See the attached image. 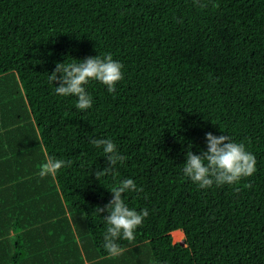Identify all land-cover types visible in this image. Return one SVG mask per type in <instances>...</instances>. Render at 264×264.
<instances>
[{
  "label": "trees",
  "instance_id": "obj_1",
  "mask_svg": "<svg viewBox=\"0 0 264 264\" xmlns=\"http://www.w3.org/2000/svg\"><path fill=\"white\" fill-rule=\"evenodd\" d=\"M106 53L123 64L114 94L90 80L87 110L56 94L57 62ZM0 86V109L9 98L12 109L0 119V184L12 182L7 206L18 218L30 220L24 209L34 198L39 220L50 205L54 214L68 209L80 235L110 256L109 213L98 207L131 178L143 191L124 201L149 215L134 241H117L128 255L149 245L154 264H264V0H0ZM207 132L244 143L256 172L207 189L185 177L186 153L206 151ZM93 138L111 139L127 157L98 179L108 161ZM45 152L72 164L41 178ZM18 220L19 254L27 246ZM58 224L72 229L67 216Z\"/></svg>",
  "mask_w": 264,
  "mask_h": 264
},
{
  "label": "clouds",
  "instance_id": "obj_2",
  "mask_svg": "<svg viewBox=\"0 0 264 264\" xmlns=\"http://www.w3.org/2000/svg\"><path fill=\"white\" fill-rule=\"evenodd\" d=\"M201 7L205 5L201 4ZM79 63L57 62L54 70L49 74L51 82L58 81L55 92L59 96H75L77 102L75 107L79 110H87L92 107V97L86 91L84 85L90 80L99 81L107 86V91L114 94L116 85L123 79V64L113 59L111 53L86 57ZM59 74V75H58ZM207 150L200 154L192 151L186 153V162L182 169L185 177L189 178L200 189H207L216 185L217 187L235 185L242 178L252 176L256 172L255 156L246 150L244 143L230 140L228 135L216 136L211 132L205 134ZM42 141V138H40ZM90 142L96 148H102L108 166L102 171L96 172L97 179L112 171L115 166L123 164L127 157L120 154L115 143L109 138H93ZM45 162L38 170L41 178L55 176L63 168L71 166L72 161L56 159L45 152ZM245 187H251L246 184ZM112 199L98 211L107 210L108 215L104 220L108 225L104 234V249L112 257L122 255L124 249L117 243L124 239L129 242L135 240V230L142 225L144 219L149 215L148 210L139 211L130 209L124 201L122 194L128 192H142V187H137L131 178L120 181L118 186L110 189ZM239 191V188L235 189Z\"/></svg>",
  "mask_w": 264,
  "mask_h": 264
},
{
  "label": "crops",
  "instance_id": "obj_3",
  "mask_svg": "<svg viewBox=\"0 0 264 264\" xmlns=\"http://www.w3.org/2000/svg\"><path fill=\"white\" fill-rule=\"evenodd\" d=\"M3 92H5L4 88L0 86V98L3 96ZM8 101L9 103L5 102L6 104L0 109L2 112L0 113L1 121L3 117L10 116L12 113L11 98ZM10 123L12 124V121ZM7 129L9 128L4 130ZM1 162L2 160H0V164ZM11 162L12 156H9V163ZM10 185L12 182L0 184V264H131L130 255L127 252L129 250H124L123 254L117 257L99 256L91 240L80 235V231L72 218V213L68 209L61 214H54V206L49 204L48 209L46 207L42 209L46 213L44 216L46 218L39 220L41 214L37 213L41 212L42 204L38 202L37 198H34L28 201L29 207L24 209V212L30 216V220H26L23 216L18 218L19 212L15 208L12 209V206H7L12 205V201L8 202L9 192L6 190V187ZM45 193L47 192L42 191L38 195L44 197ZM10 195L13 194L10 193ZM22 197L23 195L20 194L18 198L23 200ZM64 216L69 218L72 229L66 230L64 224L59 226L58 221ZM18 219L21 220L22 225H25V228H21L20 232L26 239L27 246L26 251H21L19 254L16 251L13 252L14 247L11 245L12 239L17 236L14 222L19 221ZM6 221L9 222V234L4 233ZM55 225L59 227L56 234L53 235L51 233L52 230H55ZM50 227L52 230L49 229ZM58 232L61 234L60 237L57 236ZM65 234L69 237L67 243L63 244ZM7 240L10 244L5 246L4 243Z\"/></svg>",
  "mask_w": 264,
  "mask_h": 264
},
{
  "label": "rangeland",
  "instance_id": "obj_4",
  "mask_svg": "<svg viewBox=\"0 0 264 264\" xmlns=\"http://www.w3.org/2000/svg\"><path fill=\"white\" fill-rule=\"evenodd\" d=\"M184 236L185 234L183 235L182 238H180L178 234L177 235L173 234L174 240L180 241V242L184 239ZM130 254L131 256L129 257V259L131 261V264H154L155 263L153 252L149 245L142 246L141 249L133 251Z\"/></svg>",
  "mask_w": 264,
  "mask_h": 264
},
{
  "label": "bare ground",
  "instance_id": "obj_5",
  "mask_svg": "<svg viewBox=\"0 0 264 264\" xmlns=\"http://www.w3.org/2000/svg\"><path fill=\"white\" fill-rule=\"evenodd\" d=\"M172 233L175 234V235L178 234V236H179L180 238H182L183 235H184V232H183L182 229H176V230H174Z\"/></svg>",
  "mask_w": 264,
  "mask_h": 264
}]
</instances>
